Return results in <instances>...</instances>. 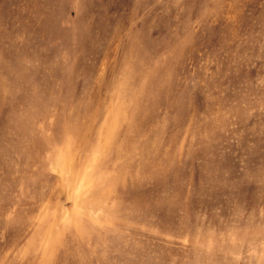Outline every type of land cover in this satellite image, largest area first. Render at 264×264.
Returning a JSON list of instances; mask_svg holds the SVG:
<instances>
[{
	"label": "rangeland",
	"instance_id": "rangeland-1",
	"mask_svg": "<svg viewBox=\"0 0 264 264\" xmlns=\"http://www.w3.org/2000/svg\"><path fill=\"white\" fill-rule=\"evenodd\" d=\"M0 264H264V0H0Z\"/></svg>",
	"mask_w": 264,
	"mask_h": 264
}]
</instances>
